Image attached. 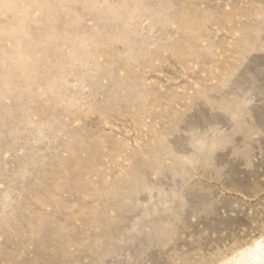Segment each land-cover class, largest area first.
Segmentation results:
<instances>
[{
	"label": "rangeland",
	"instance_id": "1",
	"mask_svg": "<svg viewBox=\"0 0 264 264\" xmlns=\"http://www.w3.org/2000/svg\"><path fill=\"white\" fill-rule=\"evenodd\" d=\"M263 238L264 0H0V264Z\"/></svg>",
	"mask_w": 264,
	"mask_h": 264
},
{
	"label": "bare ground",
	"instance_id": "2",
	"mask_svg": "<svg viewBox=\"0 0 264 264\" xmlns=\"http://www.w3.org/2000/svg\"><path fill=\"white\" fill-rule=\"evenodd\" d=\"M264 264V238L260 242L255 243L250 248H247L239 253H236L232 258L225 261L223 264Z\"/></svg>",
	"mask_w": 264,
	"mask_h": 264
}]
</instances>
